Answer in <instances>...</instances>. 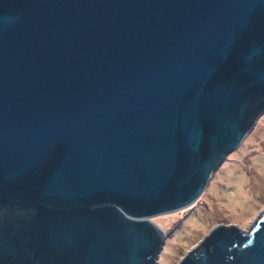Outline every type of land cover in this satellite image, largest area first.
<instances>
[{
    "label": "water",
    "instance_id": "1",
    "mask_svg": "<svg viewBox=\"0 0 264 264\" xmlns=\"http://www.w3.org/2000/svg\"><path fill=\"white\" fill-rule=\"evenodd\" d=\"M264 115V0H0V264H158ZM177 264H264V208Z\"/></svg>",
    "mask_w": 264,
    "mask_h": 264
},
{
    "label": "rangeland",
    "instance_id": "2",
    "mask_svg": "<svg viewBox=\"0 0 264 264\" xmlns=\"http://www.w3.org/2000/svg\"><path fill=\"white\" fill-rule=\"evenodd\" d=\"M264 208V115L213 173L192 207L153 218L166 236L158 264H177L216 222L253 221Z\"/></svg>",
    "mask_w": 264,
    "mask_h": 264
}]
</instances>
